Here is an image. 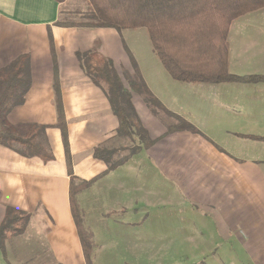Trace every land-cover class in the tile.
I'll use <instances>...</instances> for the list:
<instances>
[{
	"label": "crops",
	"instance_id": "0c3cea01",
	"mask_svg": "<svg viewBox=\"0 0 264 264\" xmlns=\"http://www.w3.org/2000/svg\"><path fill=\"white\" fill-rule=\"evenodd\" d=\"M61 7L58 0H0V70L28 56L29 86L22 102L7 112L5 123L13 135L30 137L34 147L50 153L49 158L38 152L24 155L18 151L20 141H14L15 148L0 144V224L7 207L30 215L22 231L6 233V252L16 246L24 250L16 242L21 237L42 242L44 249L35 252L39 259L48 255L51 263L69 264L74 253L85 264L70 210L69 169L75 181L90 180L107 167L93 156L96 147L115 149L116 156L132 141L118 135V119L105 93L81 70L76 52L96 40L100 53L113 61L121 62L125 52L114 29L56 24ZM250 19L239 15L230 26ZM251 34L235 38L244 46L264 48V29ZM54 67L69 162L55 126ZM145 83L167 110L197 131H168L175 120L164 111L174 122L157 128V115L133 96L153 143L77 194L93 233V256L102 248L105 261L118 263L125 254L137 258L148 244L145 232L174 231L181 234L165 236L168 244L189 248L190 258L191 248L198 249L203 264H264V111L239 110L237 97L214 93L228 82ZM3 125L0 119V129ZM0 258L11 264L1 251Z\"/></svg>",
	"mask_w": 264,
	"mask_h": 264
},
{
	"label": "trees",
	"instance_id": "16d2710c",
	"mask_svg": "<svg viewBox=\"0 0 264 264\" xmlns=\"http://www.w3.org/2000/svg\"><path fill=\"white\" fill-rule=\"evenodd\" d=\"M62 2V0H58ZM86 10L80 22L72 17L59 18L56 24L79 28H111L120 35L123 29L144 28L151 41L152 51L169 76L178 81L199 79L217 80L220 60L225 53V36L231 21L246 12L264 7V0H86ZM62 13V10L60 11ZM79 12L74 11L76 16ZM122 38V37H121ZM122 40L129 70L120 74L112 58L99 51L100 41L85 51L76 52V57L84 74L106 95L113 114L118 119V135L132 141L127 147V155L114 159L115 149L96 147L93 156L104 161L107 167L90 180L75 181L69 169V203L71 214L78 232L85 264H93L95 249L93 233L86 226L84 211L79 205L77 194L110 170L122 164L141 148L153 143L145 129L133 103V96H141L152 111H164L175 123L168 131L197 129L186 119L167 110L145 83L137 60ZM127 66V67H128ZM54 104L57 114L55 126L59 128L64 149L69 162L66 119L60 98L57 67H54ZM222 72V70H221ZM28 56H20L0 70V144L15 148L14 141L23 143L18 149L24 155L38 152L49 158L45 148L37 149L31 138H18L7 128L5 116L9 109L22 102L29 86L27 81ZM227 79H241L228 75ZM42 129V128H41ZM36 148V149H34ZM30 215L13 207H7L0 224V251L6 257L4 238L6 233L22 231ZM23 264V263H21ZM52 264H61L53 262Z\"/></svg>",
	"mask_w": 264,
	"mask_h": 264
},
{
	"label": "rangeland",
	"instance_id": "374dc122",
	"mask_svg": "<svg viewBox=\"0 0 264 264\" xmlns=\"http://www.w3.org/2000/svg\"><path fill=\"white\" fill-rule=\"evenodd\" d=\"M85 2L86 0H62V13L60 14L59 18H68L69 16L77 22L82 21L81 14L86 10ZM74 11L75 13H79L75 16ZM245 14L252 17V19L247 22H239L237 24L235 23L234 25L232 24L231 26L230 24L228 25L225 36L226 50L222 55L223 59L220 60V70L218 73H216V76H214V78H218L222 75L223 78H219L217 80H175L169 76V74L159 62L155 53L152 51L151 41L148 37L147 31L144 28L123 29L121 36L137 60L145 82H228L227 84L222 85L218 90H214V93L222 95V97H227L226 95L237 97L239 102V110H252L255 113H258L264 111V48H262L260 45L252 47L244 46V43L240 41L239 37H246L247 35L252 36L251 33L256 34L257 31H262L264 29V7L257 8L241 15ZM236 36L239 37L235 38ZM260 41H262V39H260ZM112 57L115 58V55ZM125 57V53H122L121 62L114 60V63L116 65L117 71L120 74L127 75L126 70H129V66L125 64L127 62V58L126 61L124 60ZM228 75H235L241 79H227ZM136 97L150 114L155 116L157 115L156 118L158 119V122L161 123L157 128L161 129L168 123L174 122V120L170 118L168 119L162 111H152L151 107H149L144 102L141 96ZM137 106L138 108L142 107L139 104H137ZM128 144L131 146L129 142ZM125 154H127V151L122 153L118 152L115 158ZM140 156L141 154L136 155L137 158ZM131 160H133V158H131ZM31 222L37 223L36 217H32ZM156 233L157 239L154 237L156 236ZM172 234L180 235L181 232H145L144 235L148 236V244H146L147 246L143 247V253L137 258H131L128 254H125L124 257L121 258L122 260L118 261V263L109 262L107 260L105 261V255L107 254L104 255L102 248L100 250L98 249L96 256H93V264H127V261L131 264H203L200 262L203 258L197 256L198 249L193 247L191 248L190 252L192 251V257L190 258L186 256V254H188L189 248L179 246V244L177 246L169 245L168 241L166 240L167 237L165 236ZM162 237L165 238L162 239ZM20 239L21 237L18 238L16 242L21 246L23 245L22 247L24 250L18 249V246L15 248L10 247L8 252H6V257L8 258L9 263L52 264L51 260L49 261L48 255H44L41 257V259H39L37 257L38 255L35 254L38 249L40 251L44 249V246H41L42 242L35 243L34 241H28L32 244L29 245L27 241H21ZM156 251L157 255H154V252ZM152 252L153 256H150ZM71 255L75 260H72L69 264H83L80 261L81 259L76 260L74 253H71ZM78 255L81 256L80 253ZM0 264H5L1 261V258ZM206 264L218 263L211 262ZM234 264L241 263L235 262Z\"/></svg>",
	"mask_w": 264,
	"mask_h": 264
}]
</instances>
